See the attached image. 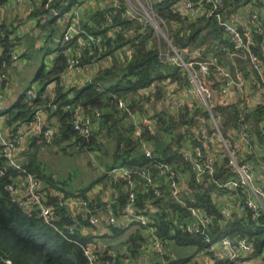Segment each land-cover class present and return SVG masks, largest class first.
I'll return each mask as SVG.
<instances>
[{
    "label": "trees",
    "instance_id": "trees-1",
    "mask_svg": "<svg viewBox=\"0 0 264 264\" xmlns=\"http://www.w3.org/2000/svg\"><path fill=\"white\" fill-rule=\"evenodd\" d=\"M8 0H0V5H4ZM31 1V0H30ZM68 2V8L78 4L81 0H64ZM175 0H165L157 6L158 11L169 23L177 24L178 28L172 31L173 40L177 45L190 46L192 48L206 47V53L209 55L216 54L222 58L220 52L223 45L232 49V44L225 34L224 29L217 23L214 18L200 17L192 22L189 19H182L180 16L170 9ZM32 4V3H31ZM264 4L261 0H225L224 7L229 9V13H235L240 9H255L261 8ZM53 6L61 8L60 0H54ZM43 6L36 5L33 7L37 23L41 28L47 25L53 27L51 34L46 36V42L54 47L48 48L55 53L50 69H44L42 65L36 73L35 87L37 98L33 105H28L22 98L18 99L14 105L7 110H3V114L7 115L5 126L9 131L14 133L22 124L30 125L33 122V115L37 111H42L47 117L43 131L35 133L31 128L29 133L30 147L33 148L27 151L26 167L42 180L43 186L46 188L62 190V181L55 177L54 174L48 173L46 168L39 159L43 146H56L61 148L65 153L70 148H75L76 153L93 155L97 160V168L99 174L94 178L92 183L87 186H82L78 189V194L89 200L88 205L92 209L98 211L104 210L105 196L103 189L106 188L109 195L111 189L118 193V200L114 203V208L119 211L126 203L128 189L123 178L113 179V175L109 171L118 166H125L133 171L136 176V171L142 168H149L153 173L156 172L155 165L148 158L141 148V140L149 144L155 152H157L161 161L174 165L176 169L186 170L192 178L189 183V188L192 190L197 206L204 209L210 216L213 217V224L209 235L213 240H219L223 237H247L252 241L254 247V255H264V215L259 221L254 222L250 219V212L244 208L245 216L229 220L225 224L218 222L220 205L213 197V193L217 192V187L214 184L205 186L197 184L194 179L191 166L186 163L179 153L180 143L191 142L193 145H199L194 139V134L191 127L195 124L194 116L189 115L186 106L181 105L174 112L165 107L164 110L154 111V124L156 131L150 132L144 128L142 134L135 137L136 126L128 120L126 115H120L117 103L119 99L129 100L133 112L139 117L147 116L150 110L144 107V104L152 99L164 101L167 93L165 87L167 80L177 82V89L183 88L188 82L187 75L179 67L161 61L158 57V52L152 46H147L151 34L147 27L140 29V25L129 21L123 17L122 11L112 17V22L107 23L103 15L107 11L105 7L99 6L90 13L86 21L80 18V25L94 36H101L100 43H93L88 38L82 35L86 41V50H82L80 43L74 41L72 43H55L53 37L62 38L63 33H60V23L56 18L42 20ZM264 25V21L262 22ZM121 27L118 31L117 28ZM145 31L141 33V31ZM255 39L258 41V46L255 48L258 56L264 63V33L259 25L251 27ZM112 32V36L109 35ZM13 27L6 23L0 24V48L2 50L0 56V77L7 75L8 66L14 62L15 46L18 40L12 35ZM61 34V35H60ZM14 40V42H13ZM133 48L131 57H128L130 50L128 46ZM74 49V50H72ZM101 49V50H100ZM126 52L122 58L120 53ZM70 56L77 57L80 65H92L98 57L107 59L109 65L107 69H102L97 73V76L90 78L83 86H75L73 79H68L63 86H58L57 83L61 76L66 72L67 59ZM114 56L115 62L110 58ZM125 58L124 61L122 59ZM104 61V60H103ZM229 64V61L222 60ZM111 62V64H110ZM7 64L4 67L3 64ZM232 64V63H231ZM246 79H251V76L256 74V71L249 68L246 64L241 69ZM50 83L56 84L55 90L47 92V87ZM155 84L154 89L152 85ZM144 91V93H142ZM70 105L72 110H66L65 107ZM75 108H81L87 115L95 116L96 127L88 136L80 135L72 126V121L75 117ZM172 108V107H170ZM217 110L221 113V125L223 132L228 135L229 130L237 129L241 118V110L237 104L228 106H217ZM201 113L200 108L197 114ZM244 123L247 131L255 137L258 144L262 145L264 154V131L262 123L264 121V104H256L250 108V111L244 116ZM49 128H57V133L51 142H47L44 137V131ZM91 158V157H90ZM0 157V163H2ZM99 166H103L102 170ZM234 177V172L226 167V162L218 165L216 178L219 181H224ZM206 179L211 180L208 175ZM8 180V175L0 177V254L9 256L13 264H89L82 246L73 241H69L58 234L54 229L46 225L39 217L25 214L15 203L10 199L8 192L5 190V184ZM102 186L103 189L97 188V194H87L92 186ZM57 192V191H56ZM83 193V194H81ZM103 194V195H102ZM167 194V199H164ZM75 196V195H74ZM239 200L244 203V194H237ZM88 197V198H87ZM110 198V197H109ZM103 199V201H102ZM96 202V203H95ZM147 202H152L153 206L158 208V212L154 215L157 225V232L163 238L166 244L171 247V243L175 245L194 246V253L199 251H207L212 246L206 241L205 236L201 234L184 233L181 230V224L188 217L185 208L177 204L174 199L169 196L168 192L163 193V197L157 199L150 193L149 189L139 187L137 190L136 204L139 207H145ZM66 211H63L64 221L62 226L71 223H81V228L71 234L73 237L83 241V233L89 231L90 227L88 220L83 216L68 218L65 217ZM119 215V214H118ZM133 225V224H130ZM129 225V226H130ZM134 225H137L134 223ZM140 227V226H139ZM113 234L125 233L123 227L111 228ZM144 230L140 227L135 233L128 235V245H123L122 248L113 245L111 249L115 256H112L108 250L102 252V260H115L116 264H121L119 261L122 258V249L128 248L132 256L138 250L140 242L146 240ZM127 235V233L125 234ZM125 240V239H124ZM139 241V242H138ZM126 244V242H125ZM189 251H191L189 249ZM191 255L178 256V259H173L169 264H186L190 260ZM217 264H235L226 254L220 252L215 253Z\"/></svg>",
    "mask_w": 264,
    "mask_h": 264
},
{
    "label": "built area",
    "instance_id": "built-area-1",
    "mask_svg": "<svg viewBox=\"0 0 264 264\" xmlns=\"http://www.w3.org/2000/svg\"><path fill=\"white\" fill-rule=\"evenodd\" d=\"M165 0H81L78 4L68 6V2L60 0L61 7L53 6L54 0H31L32 6H43L42 20L56 18L63 26L62 38H54L55 43L69 44L76 40L80 43L81 49L86 50L84 36L93 43H100L101 36H94L80 25L82 15L81 8L94 2V8L99 6L107 10L103 18L107 23L112 22V17L122 11L123 17L129 21L147 27L151 34V39L147 46H152L157 50L161 61L179 67L187 75L188 82L183 88H176L177 82L168 79L166 84V95L163 101L165 107L178 109L179 106L187 107L189 115L196 119L195 124L190 128L199 145L195 146L187 141L188 148L179 146L178 150L183 160L188 163L194 174L197 184L209 186L214 184L217 192L213 197L220 205L218 222L227 223L238 217H244L246 208L250 212V219L259 221L264 215V154L262 145L258 144L255 137L246 129L244 116L250 108L256 104H264V63L258 56L255 48L258 41L255 39L251 27L259 25L264 33V4L261 8L240 9L235 13H229V9L224 7L225 0H175L170 9L178 14L182 19H189L192 22L200 17L214 18L224 29L226 36L232 44V49L223 45L220 52L229 58V64L223 62V57L215 53H206V47L192 48L190 46L177 45L173 40L172 31L178 28L177 24H171L158 11L157 6ZM173 28L170 30V25ZM141 31L144 33L145 31ZM118 31L121 30L119 26ZM112 36V32H109ZM14 42V40H13ZM130 50L128 57L132 56ZM74 50V49H72ZM101 50V49H100ZM126 53V52H122ZM120 53V58L123 54ZM13 55L15 53L13 52ZM92 65L81 66L77 57L70 56L67 59L66 72L58 81V86H63L68 79H73L80 74L88 79L97 76L102 69H107L109 62L107 59H100ZM104 60V61H103ZM125 58L122 59L124 61ZM247 62V66L256 71L251 79H246L237 62ZM232 63V64H231ZM111 64V62H110ZM56 84L50 83L47 92L55 90ZM155 84L152 85L154 89ZM9 85L5 83V90ZM156 88V87H155ZM144 93V91H142ZM37 98V91L29 88L25 92L24 101L28 105H33ZM155 95L148 104H144L151 112L147 116H137L129 100L119 99L117 108L120 115H126L128 120L136 126L135 137H139L144 128L150 132L156 131L154 124V109H158L154 102ZM237 104L241 110L240 124L237 129L229 130L228 135L223 132L221 125L222 116L217 110V106H228ZM174 105V106H172ZM3 107V99L0 95V110ZM200 112L197 114V110ZM66 110H72L70 105ZM75 117L72 121L73 128L82 136L88 137L96 127L97 113L94 117L87 115L81 108H75ZM7 115L0 114V177L8 175L5 190L10 199L28 216L39 217L46 225L54 229L58 234L69 241H73L82 246L89 264H116L115 260H102V254L98 252L97 244L94 242H83L73 237L81 223H71L62 226L66 211L70 217L83 216L88 220L89 226L94 227L103 219L108 227L126 228L130 224L136 223L145 233L146 241L142 243L134 255L137 261H144L148 257L159 256L164 258L166 254V244L157 232V225L154 215L158 208L147 202L145 207L136 204L137 190L146 186L154 197L160 199L167 191L169 196L181 207L185 208L188 217L181 224L184 233L201 234L205 236L211 246L218 244L224 254L235 264H261L254 261L253 243L247 237H223L213 240L208 231L213 224V217L204 209L197 206L189 184L186 181L187 173L184 170L176 169L171 164L161 161L157 152L145 141L141 140V148L145 155L152 160V164L157 173H152L149 168H142L133 171L125 166H118L109 171L115 181L123 178L128 189L127 200L121 211L122 219L114 208V203L118 200V193L111 189L110 198L105 200L104 212L89 207L88 199L82 195L67 197L56 193L50 188L43 186L37 175L29 171L26 167L27 155L25 147L19 138L9 131L6 133L5 119ZM32 129L35 133L43 131V117L41 111L33 115ZM264 131V121L262 123ZM57 128H49L44 131L47 142H51L57 133ZM226 162V167L234 172V177L224 181L216 178L218 165ZM91 162L97 165L94 156L91 155ZM105 170L103 166H99ZM208 175L211 180L205 178ZM244 194L242 203L237 194ZM90 202V201H89ZM65 213V217L68 218ZM126 219V220H123ZM83 235L87 234L82 232ZM112 256V250H108ZM128 248L122 249V255L128 257ZM0 264H13L9 256L0 254Z\"/></svg>",
    "mask_w": 264,
    "mask_h": 264
},
{
    "label": "crops",
    "instance_id": "crops-1",
    "mask_svg": "<svg viewBox=\"0 0 264 264\" xmlns=\"http://www.w3.org/2000/svg\"><path fill=\"white\" fill-rule=\"evenodd\" d=\"M94 6V2L91 3H87L85 4L81 10H82V21H86L88 19L87 16L90 15V13L92 11L95 10ZM74 7V6H73ZM34 10H33V6L31 4L30 0H8L4 5H0V24L1 23H6L7 25L13 27L14 29V33L12 34L17 40V44L15 46V55H14V62H13V66L8 68L7 71V75L3 76L5 77V79H7L9 81V88L8 90H4V85L2 83H0V95L2 96L3 99V107L0 110V114H3V110L4 109H8L9 107H11L12 105H14V103L22 98L24 100V96H25V92L27 89H29L31 87V85L34 84V79L36 76L37 71L39 70V68L44 65L47 62V60H44L43 63H41L40 65H38V67L35 69V71L32 74H25V75H17L16 73V68L19 66L20 69L23 71L24 70V65H25V57L28 53L31 52V49L33 48V44L36 45L37 47H39L40 49H44L46 51V54L48 53H54L52 52V50H48V48H52L54 47V45L50 44L48 47L47 45L49 44L48 42H46V36H48L49 34H51V30L53 27L47 25V27L45 28H41V26L37 23V18L35 17L34 14ZM5 13V14H4ZM15 18V20L13 19ZM58 27L61 30L60 33L64 32V26L61 23H58ZM52 35V34H51ZM61 35V34H60ZM53 36V35H52ZM54 38H60V37H53L51 41H53ZM1 48H0V56H1ZM55 57V56H54ZM51 58L50 61L52 62ZM25 58V59H24ZM22 73V72H21ZM0 77V80H3ZM27 81H32L33 84H27ZM74 85L75 86H83L85 85L89 79L86 77L81 76L80 74L75 75L74 79ZM42 113V117H43V126H45L47 117L44 116V113L41 111ZM31 128H32V123L30 125L28 124H22V126L19 127L18 130L14 131V134L19 138V140L21 141L22 145L25 147V144L31 145L30 141H29V133L31 132ZM31 148H33L31 146ZM86 158H88L87 155H85ZM91 156H89L90 158ZM88 158V161H89ZM91 161V158H90ZM82 164V163H81ZM96 172H95V176L97 177L99 174V170L97 168L96 165H93V168ZM56 177V176H55ZM57 178V177H56ZM192 178V175H190L189 173L186 175V181L189 184L190 180ZM62 181V190H56L54 189L55 186H51V190H53L56 193H60L62 195H65L67 197H72L80 192H78V189H81L82 186H80L79 188H76L75 190H73L72 188H67V179L63 178L60 179ZM97 188H102V186H92L91 189L88 191L87 194L84 195H90L91 197L93 195L97 194ZM83 194V193H81ZM103 194L105 196V200L109 199L110 195L108 193L107 190L103 191ZM102 194V195H103ZM88 198V197H87ZM103 201V199H102ZM96 203V202H95ZM102 212H104L103 210H101ZM117 214H119V217L122 219L123 215L121 213V211H118ZM126 220V219H123ZM106 220H102L100 221V223L96 226H94L93 228H90L89 231H87V234L85 236H83V242L87 243V242H94L97 244V248H98V252L102 253L105 252L106 250L111 249V247L113 245H117V247L122 248L123 245L125 244V240L119 239L117 238L114 234H113V230H111L107 223ZM138 229H140V227L138 225H128V227H126L124 229V231L127 234V237L129 234L131 233H135V231H137ZM129 239V238H128ZM139 242V241H138ZM142 243V242H140ZM140 245V244H139ZM218 245V244H215ZM213 245V246H215ZM212 246V247H213ZM139 247V246H138ZM185 245H175L174 242L171 243V247L168 244L167 246V259L172 261L173 259H178V256H182V255H191L190 256V260L186 263V264H190L192 261L193 263L191 264H217L216 263V258H215V253H224L223 248L218 245L216 248L217 249H212V250H207V251H199L194 253V246H188L189 248H185ZM181 248L183 249H187V253L186 254H181ZM189 249L191 251H189ZM156 257V256H154ZM160 258V257H159ZM151 259V258H150ZM148 259L144 264H153L151 262H149ZM133 261V260H132ZM254 261L256 263H262L264 264V255L262 256L260 255H254ZM127 263V262H126ZM134 264H136L133 261ZM128 264V263H127ZM155 264H168L167 262L164 261V258H160L159 262H156Z\"/></svg>",
    "mask_w": 264,
    "mask_h": 264
},
{
    "label": "rangeland",
    "instance_id": "rangeland-1",
    "mask_svg": "<svg viewBox=\"0 0 264 264\" xmlns=\"http://www.w3.org/2000/svg\"><path fill=\"white\" fill-rule=\"evenodd\" d=\"M13 19L15 20V18H13ZM169 25H170V30H171L173 28V26L171 24H169ZM128 47L131 48V50H133V48L130 45ZM123 54H125V53H122V55ZM54 56H55V53L46 54V51L44 49H40L39 47H37L36 45L33 44V48L31 49V52L26 55V57H25L26 59L24 58L26 60L25 65H24V70L22 71L20 69V67L18 66L16 68V73H17V75H20V76L25 75V74H28V75L32 74L35 71V69L38 67V65L43 63L44 60H47L44 69L48 70V69H50V66L52 63L50 61V59L53 58ZM222 57L224 60L229 61V58L227 55L223 54ZM110 60L112 62L116 61L114 56H112L110 58ZM245 64H247L246 61H243V62L238 61L237 62L239 69H242L243 65H245ZM13 65L14 64L8 66V68L13 66ZM3 66L7 67V64L5 63V64H3ZM2 79L3 80H0V83H2L4 85L3 87L5 90V83L7 82L9 85V81L7 79H5V77H3ZM30 82H31V84H33L32 81H27V84H30ZM34 84L36 85L37 82L34 81ZM34 84H33V86L35 87ZM154 102L156 103V105L158 107L157 110H164L165 109V105H164L162 99L161 100L155 99ZM172 106H174V105H172ZM169 110L171 112H174L176 109L175 108H169ZM152 111H156V109H154ZM180 145H181L180 147H182L184 149L188 148L187 144H185V143L184 144L180 143ZM31 149L32 148L30 147V145L27 146L25 144V153H27V151H30ZM40 151H41V153H40L39 159L42 161V164L46 168V171L48 173L54 174L58 179L66 178L67 179V188H72L73 190H75L76 188H79L80 186H84L86 184H87V186H89L92 183L93 179L97 178L94 175L96 171L94 169H92L93 164L90 161V158L88 161V158H86L84 154L79 155L78 153H76L77 150L75 148H70L65 153L61 148H58L56 146L55 147L54 146H43ZM95 160H96V158H95ZM172 166L174 167V165H172ZM184 172H186L188 174V172L186 170ZM155 173H157V170ZM105 190H106V188L103 189V191H105ZM165 192H167V191H165ZM164 199H167V194H165ZM104 224H106V223H104ZM125 234H126V232L122 233V234H116L115 236L119 239H122V240L125 239L126 245H128V240H126V239H128V237ZM145 241H143L142 243H144ZM217 246L218 245H215V246L211 247L209 250L217 249L216 248ZM181 252H182L181 254H186L188 251H187V249L181 248ZM148 259H150L149 262H151L153 264L160 261L159 256H156V257L152 256V257L146 258L144 261H141V260L137 261L134 259V256H132L131 254H128V257H125L122 255V258L120 257L119 261H121V264H127V263L128 264H134L133 261L136 264H144ZM164 261L167 262L168 264L170 262V260H168L166 256L164 257ZM191 263H193V261Z\"/></svg>",
    "mask_w": 264,
    "mask_h": 264
},
{
    "label": "water",
    "instance_id": "water-1",
    "mask_svg": "<svg viewBox=\"0 0 264 264\" xmlns=\"http://www.w3.org/2000/svg\"><path fill=\"white\" fill-rule=\"evenodd\" d=\"M261 1H263V2H264V0H261Z\"/></svg>",
    "mask_w": 264,
    "mask_h": 264
}]
</instances>
